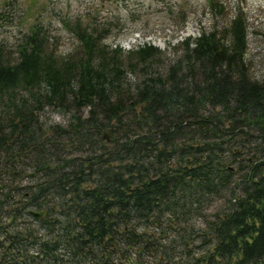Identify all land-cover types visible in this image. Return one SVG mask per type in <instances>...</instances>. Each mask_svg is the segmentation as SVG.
Returning a JSON list of instances; mask_svg holds the SVG:
<instances>
[{
    "label": "trees",
    "instance_id": "trees-1",
    "mask_svg": "<svg viewBox=\"0 0 264 264\" xmlns=\"http://www.w3.org/2000/svg\"><path fill=\"white\" fill-rule=\"evenodd\" d=\"M108 32L78 25L82 52L56 58L34 25L15 61L0 50V264H264V77L248 73L244 17L186 36L134 88L122 47L99 45ZM19 86L29 98L15 102ZM43 103L69 110L67 125L47 132ZM197 213L203 225L188 223Z\"/></svg>",
    "mask_w": 264,
    "mask_h": 264
},
{
    "label": "rangeland",
    "instance_id": "rangeland-1",
    "mask_svg": "<svg viewBox=\"0 0 264 264\" xmlns=\"http://www.w3.org/2000/svg\"><path fill=\"white\" fill-rule=\"evenodd\" d=\"M208 1L0 0V50L6 59L15 61L24 35L37 25L43 37L44 52H51L56 58L79 56L82 45L76 26H84L94 32L106 27L109 32L99 45L103 44L108 51L117 45L122 47L120 59L126 65L125 80L134 88L148 75L163 76L168 66L182 56L181 41L186 36H196L202 28L220 29L238 12L246 22L244 59L248 73L253 78H263L264 0H217L222 9L218 14L210 9ZM144 43L156 45L161 54L141 62L135 60V54L127 53ZM129 58H132V65L126 64ZM13 92L15 102L29 98L28 89L24 86L17 87ZM5 108L1 99L0 112ZM207 109L212 108L206 105L203 112L206 113ZM34 111L38 123L47 132L51 125H67L71 114L69 110L48 103H43ZM87 112L88 107L84 106L78 114L85 116ZM228 164L237 167V162ZM27 180L23 179V182ZM224 193L205 205L202 209L205 215L225 202L227 193ZM203 221V215L197 213L189 218L188 223L203 225Z\"/></svg>",
    "mask_w": 264,
    "mask_h": 264
},
{
    "label": "water",
    "instance_id": "water-1",
    "mask_svg": "<svg viewBox=\"0 0 264 264\" xmlns=\"http://www.w3.org/2000/svg\"><path fill=\"white\" fill-rule=\"evenodd\" d=\"M29 212H30L33 216H35V217H37V218H41V217L45 214V210H40V211H38V210L30 209ZM129 259H130V258H129ZM130 262H131V264H133V262L131 261V259H130Z\"/></svg>",
    "mask_w": 264,
    "mask_h": 264
},
{
    "label": "built area",
    "instance_id": "built-area-1",
    "mask_svg": "<svg viewBox=\"0 0 264 264\" xmlns=\"http://www.w3.org/2000/svg\"><path fill=\"white\" fill-rule=\"evenodd\" d=\"M66 256V255H65ZM49 264H55V262H53V261H50V262H48Z\"/></svg>",
    "mask_w": 264,
    "mask_h": 264
}]
</instances>
